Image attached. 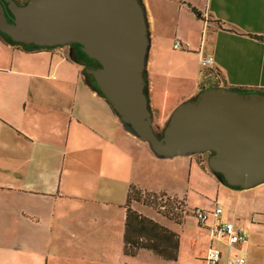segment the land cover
Returning <instances> with one entry per match:
<instances>
[{
  "label": "crops",
  "instance_id": "crops-1",
  "mask_svg": "<svg viewBox=\"0 0 264 264\" xmlns=\"http://www.w3.org/2000/svg\"><path fill=\"white\" fill-rule=\"evenodd\" d=\"M152 1L159 9L171 6L162 23L170 38L189 44L191 59L212 58L201 64L202 77L184 99L212 86L264 91V0ZM141 3L148 45L155 47L164 31L156 30L148 0ZM74 53L71 44L39 47L0 37V264H129L99 253L110 252L121 235L123 241L131 187L182 197L192 207L218 206L220 222L247 232L246 242L229 245L226 235L213 232L211 219L205 226L192 218L176 222L132 200L133 209L181 240L189 233L186 223L198 225L194 241L205 244L201 256L193 242L195 256L181 259L179 243L176 259L149 250L137 264H213L210 248L221 251L217 264L233 257L244 258L234 264H264V182L231 186L200 153L157 156L121 122L82 66L76 69Z\"/></svg>",
  "mask_w": 264,
  "mask_h": 264
},
{
  "label": "water",
  "instance_id": "water-1",
  "mask_svg": "<svg viewBox=\"0 0 264 264\" xmlns=\"http://www.w3.org/2000/svg\"><path fill=\"white\" fill-rule=\"evenodd\" d=\"M13 15L8 20L5 11ZM0 32L51 47L77 43L98 63L92 75L122 123L159 157L209 152V168L231 186L264 182V91L203 88L152 127L144 91L147 23L139 0H0Z\"/></svg>",
  "mask_w": 264,
  "mask_h": 264
},
{
  "label": "rangeland",
  "instance_id": "rangeland-1",
  "mask_svg": "<svg viewBox=\"0 0 264 264\" xmlns=\"http://www.w3.org/2000/svg\"><path fill=\"white\" fill-rule=\"evenodd\" d=\"M147 5L151 10L150 14H153L156 30L159 28V30L164 31V36L162 37L160 44L155 47H150V45H148L143 69V78L145 81L144 86L146 88H150V102H152L153 113L156 118V124H152V127L154 132L157 135H160L164 127H162L163 123H159L158 125L157 121L160 122L166 118L168 119L171 112L178 104L188 100L184 99L186 98L185 96L196 89L197 84L202 77L203 71L201 64H203V61L200 60L199 62L195 58L191 59V57L186 54L190 52L188 51V43L184 48H175L173 46L175 39L169 37V30L166 29L165 25L162 23V19L167 18L168 14L171 12V6L168 5L166 8L159 9L152 0H148ZM172 15L173 14H171V16ZM71 45L73 49H75L74 54L76 56V60H78L81 64L79 65L76 62V69L82 66L84 73L93 83H95L92 75L86 70L89 68H96L98 63L88 57L81 50L79 44L71 43ZM188 207L191 208L192 206L189 205ZM149 213L158 217L159 212L156 211L155 207H150ZM187 218L190 217H186V219ZM165 222L169 224L168 221ZM173 223L174 222L172 221L170 222L172 228L181 234L180 228ZM195 227L197 228L199 226L186 223L184 225V230L189 229V233L186 236L183 235L182 240L179 237L180 247H182L181 259L183 260H186L191 256H195L192 254L194 252L191 249L193 242L196 243L192 246L195 248L196 256H201L199 253L204 250L205 244L203 241H194L197 240V236L195 235L197 231L195 230ZM148 251V249L145 250L144 248H140L134 255L125 254L123 252V241L121 235L119 243H114L110 252H101L99 254H102L103 258L110 259L113 262L122 261L129 262V264H137L138 262L149 258L147 255L151 252Z\"/></svg>",
  "mask_w": 264,
  "mask_h": 264
},
{
  "label": "trees",
  "instance_id": "trees-1",
  "mask_svg": "<svg viewBox=\"0 0 264 264\" xmlns=\"http://www.w3.org/2000/svg\"><path fill=\"white\" fill-rule=\"evenodd\" d=\"M139 1L141 3V0ZM141 5L143 6L142 3ZM190 9L195 14L196 17L205 19V17L201 14V12L198 9L192 6ZM0 37L3 40L8 41L10 43L20 44L12 41L7 35L1 32H0ZM94 85L96 86L95 83ZM144 91L147 96L145 86H144ZM101 95L105 98V96L102 93ZM105 100L108 102L106 98ZM124 125L130 130L127 124L124 123ZM200 154L204 157L203 160L205 161V164L209 168L207 163L209 152L208 151L201 152ZM214 173L218 174L224 180L221 174L217 172ZM163 196H167V194L164 192L144 191L141 189H137L135 187L130 188L127 205H126V211H125L124 231H123V252L125 254L134 255L140 248H144L151 250L155 255L163 259L174 260L177 258L178 248H179L178 234L172 231L171 229L167 228L166 226L139 213L130 206V202L132 200H135L143 203L144 205L150 206L151 208L155 207L157 212H159L160 214H162L167 218H170L174 221L178 220L176 214L172 216L168 213L167 210L161 208L162 206L161 198Z\"/></svg>",
  "mask_w": 264,
  "mask_h": 264
},
{
  "label": "built area",
  "instance_id": "built-area-1",
  "mask_svg": "<svg viewBox=\"0 0 264 264\" xmlns=\"http://www.w3.org/2000/svg\"><path fill=\"white\" fill-rule=\"evenodd\" d=\"M175 48H184L187 46V43H183L179 38H175L173 43ZM204 65H210L212 63V58L206 57L203 60ZM162 209L168 211L170 215H177L176 221L182 222L186 217L192 218L199 225H207L208 221L211 219L215 221L213 232L216 235H226L227 243L230 245L237 242H246L247 241V232L242 228L237 227L231 221L220 222L219 217L222 212L220 207H215L213 209H205L201 207H188L185 199L182 197H176L167 194L161 198ZM221 258V251L217 248H210L207 253V260L210 263L217 264ZM237 262H244L243 257H233L228 258L226 264H234Z\"/></svg>",
  "mask_w": 264,
  "mask_h": 264
},
{
  "label": "flooded vegetation",
  "instance_id": "flooded-vegetation-1",
  "mask_svg": "<svg viewBox=\"0 0 264 264\" xmlns=\"http://www.w3.org/2000/svg\"><path fill=\"white\" fill-rule=\"evenodd\" d=\"M16 1H17L19 4H22V3H23L22 0H16ZM5 13H6L7 19H8V20H12L13 15L11 14V12L8 11V10H6Z\"/></svg>",
  "mask_w": 264,
  "mask_h": 264
}]
</instances>
